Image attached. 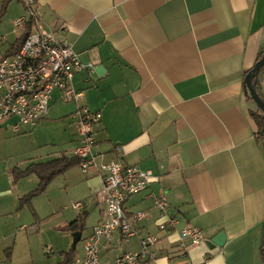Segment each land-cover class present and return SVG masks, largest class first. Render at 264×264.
Here are the masks:
<instances>
[{"label": "crops", "instance_id": "crops-1", "mask_svg": "<svg viewBox=\"0 0 264 264\" xmlns=\"http://www.w3.org/2000/svg\"><path fill=\"white\" fill-rule=\"evenodd\" d=\"M34 7L44 31L71 42L82 61L93 65L75 76L83 93L79 102L53 117L70 119L80 105L101 111L99 161L135 165L153 177L147 190L125 202L136 235L125 242L116 232L104 243L101 261L140 251L141 238L154 235L151 256L139 264H264V140L252 116L261 110L245 86L264 49V0H35ZM60 100L56 91L50 109ZM45 120L37 126L51 125ZM5 129L0 124V264H63L72 249L73 259L81 258L105 202H98L90 230L87 215L68 221L61 211H39L38 198L22 205L39 179H15V170L46 161L36 160L42 151L29 160L13 157L3 145ZM73 140L76 145V133ZM84 174L98 198L101 174ZM155 194L168 198L167 217L178 220L176 229L159 228L165 217L154 207ZM139 211L149 215L135 220ZM80 217L85 226L73 248L75 232L65 228ZM189 226L209 240L224 233L225 244L183 241L181 231Z\"/></svg>", "mask_w": 264, "mask_h": 264}, {"label": "built area", "instance_id": "built-area-1", "mask_svg": "<svg viewBox=\"0 0 264 264\" xmlns=\"http://www.w3.org/2000/svg\"><path fill=\"white\" fill-rule=\"evenodd\" d=\"M21 2L26 12L15 20V25L26 28L31 22L32 29L16 53L0 56V124L16 134H20L24 127H36L46 118L56 91L60 92L63 100L79 102L83 93L75 87V76L93 67L91 63L82 61L71 42L58 40L53 33L40 27V17L34 7L35 0ZM70 118L77 135V144L71 156L80 160L84 173L95 169L101 174L103 182L97 195L100 202L106 204L101 221L84 240V255L77 258L74 264H139L151 256L150 247L158 241L156 236L141 238L140 251H126L112 261H101V249L104 243L113 240L116 232L123 235L125 242L136 235L134 223L126 213L125 202L129 197L148 189L152 174L119 161H99L95 146L96 128L103 121L101 111L80 105ZM152 197L154 207L165 217V220L159 222V228L176 229L178 220L167 217L168 198L156 194ZM83 206V202H77L73 208L80 210ZM148 215V211H139L135 213L134 219L142 220ZM181 239L193 245L209 240L202 229L194 226L182 229ZM46 250L51 251L50 248Z\"/></svg>", "mask_w": 264, "mask_h": 264}, {"label": "rangeland", "instance_id": "rangeland-1", "mask_svg": "<svg viewBox=\"0 0 264 264\" xmlns=\"http://www.w3.org/2000/svg\"><path fill=\"white\" fill-rule=\"evenodd\" d=\"M2 0H0V6ZM1 8V7H0ZM9 14L2 17V24L0 21V53L5 54L9 46L15 43L24 32L23 27H17L15 25L16 15L24 13V4L19 0H14L10 4L8 10ZM5 39H4V38ZM264 75V71L262 72ZM261 74V76H262ZM264 77V76H263ZM74 101L60 100L53 102L50 113L48 112V119L44 122L50 123L46 127L36 126L30 130H27L26 134L20 135L13 134L12 131H5L9 134L7 139H4L3 145L10 150L16 157L19 156L23 159H31L33 156H37L38 161H48L62 156L64 153L71 155L72 147L74 145L73 139L76 133V128L70 119L62 117H53L54 115H62L70 104ZM53 110L56 114H53ZM43 122V120H42ZM41 122V123H42ZM24 132V131H23ZM72 136V137H71ZM22 151H28L29 155L25 156ZM54 153L53 155L51 153ZM26 167V166H25ZM73 170H76L75 172ZM87 175L83 173L81 167L75 166L69 170L66 174L56 177L49 185L47 192H43L32 199L34 205V199L38 198L37 207L39 211H61L68 221L75 220L80 214L87 215V230H90L91 226L96 223L99 207L97 196L96 198L90 193L88 186L86 185ZM77 202H84L85 209L82 211L75 210L73 205ZM101 204L104 203L100 202ZM73 244V243H72ZM79 251H81V243L79 244Z\"/></svg>", "mask_w": 264, "mask_h": 264}, {"label": "trees", "instance_id": "trees-1", "mask_svg": "<svg viewBox=\"0 0 264 264\" xmlns=\"http://www.w3.org/2000/svg\"><path fill=\"white\" fill-rule=\"evenodd\" d=\"M13 1L14 0H4L3 1L2 8L0 9V21L2 20V17L7 13L10 3ZM31 29H32V23L29 22L27 24L25 33L12 45L11 49L6 53V55H12L21 48L26 37L30 33ZM263 55H264V51L261 53L257 62L263 57ZM263 71H264V68H262L260 73L257 76H255V78L253 79V85L256 91L258 92V94L260 95V97L264 100V94H263L262 86L260 83V75L262 74ZM247 96L251 100H254L248 91H247ZM252 116L257 126V134L261 139L264 140V113L262 111H259V112L253 113ZM78 165H80V160L78 158H76L75 156L63 155L60 158L52 159L50 161L31 163L25 170H21V171L15 170V179H20L22 177H26L31 174H35L39 179L38 186L33 191H31L28 195H26L25 197L21 199L22 205H26L30 203L35 196L45 192L49 184L56 177L65 174L69 169L75 166H78ZM84 226H85V218L80 217L75 222L69 224L65 229L70 230L72 232H77V231H82L84 229ZM74 252H75V249H72L71 251L66 253L63 264H70V263L75 262L76 259L74 260L72 257ZM261 253H262V258L264 262V242H263V246L261 249Z\"/></svg>", "mask_w": 264, "mask_h": 264}, {"label": "water", "instance_id": "water-1", "mask_svg": "<svg viewBox=\"0 0 264 264\" xmlns=\"http://www.w3.org/2000/svg\"><path fill=\"white\" fill-rule=\"evenodd\" d=\"M262 68H264V55L247 74L245 78V86L249 94L253 97L259 109L264 113V100L260 97V95L258 94V92L256 91L253 85V79L255 78V76H257L260 73ZM81 237H82L81 231H77L74 233V239L72 244L73 248H76L77 244L81 241ZM225 241H226L225 234L221 233L212 240H208L207 243L210 246V248H216V247H222L225 244Z\"/></svg>", "mask_w": 264, "mask_h": 264}]
</instances>
